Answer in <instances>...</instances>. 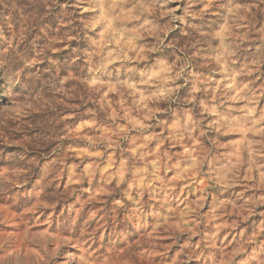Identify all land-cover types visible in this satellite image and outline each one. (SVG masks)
<instances>
[{"label":"rangeland","instance_id":"obj_1","mask_svg":"<svg viewBox=\"0 0 264 264\" xmlns=\"http://www.w3.org/2000/svg\"><path fill=\"white\" fill-rule=\"evenodd\" d=\"M0 264H264V0H0Z\"/></svg>","mask_w":264,"mask_h":264}]
</instances>
